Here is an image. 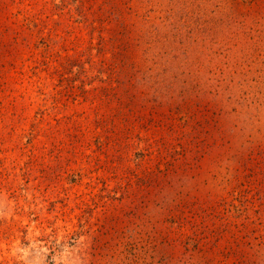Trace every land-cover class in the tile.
Returning a JSON list of instances; mask_svg holds the SVG:
<instances>
[{"label":"rangeland","instance_id":"obj_1","mask_svg":"<svg viewBox=\"0 0 264 264\" xmlns=\"http://www.w3.org/2000/svg\"><path fill=\"white\" fill-rule=\"evenodd\" d=\"M0 264H264V0H0Z\"/></svg>","mask_w":264,"mask_h":264}]
</instances>
